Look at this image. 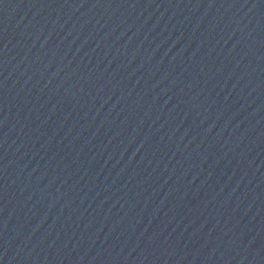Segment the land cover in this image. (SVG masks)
Returning a JSON list of instances; mask_svg holds the SVG:
<instances>
[{"label": "water", "instance_id": "water-1", "mask_svg": "<svg viewBox=\"0 0 264 264\" xmlns=\"http://www.w3.org/2000/svg\"><path fill=\"white\" fill-rule=\"evenodd\" d=\"M0 264H264V0H0Z\"/></svg>", "mask_w": 264, "mask_h": 264}]
</instances>
